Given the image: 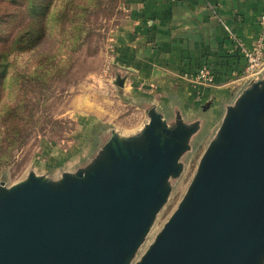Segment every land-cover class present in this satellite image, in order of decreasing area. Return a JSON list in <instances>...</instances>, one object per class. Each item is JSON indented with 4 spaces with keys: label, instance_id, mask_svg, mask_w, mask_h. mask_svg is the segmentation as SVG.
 Masks as SVG:
<instances>
[{
    "label": "water",
    "instance_id": "obj_1",
    "mask_svg": "<svg viewBox=\"0 0 264 264\" xmlns=\"http://www.w3.org/2000/svg\"><path fill=\"white\" fill-rule=\"evenodd\" d=\"M116 85L124 86L118 78ZM146 122L58 184L0 186V264H129L208 119L139 101ZM176 211L137 264H264V69L223 105Z\"/></svg>",
    "mask_w": 264,
    "mask_h": 264
},
{
    "label": "rangeland",
    "instance_id": "obj_2",
    "mask_svg": "<svg viewBox=\"0 0 264 264\" xmlns=\"http://www.w3.org/2000/svg\"><path fill=\"white\" fill-rule=\"evenodd\" d=\"M125 1L95 0L91 7L85 5L87 0L78 2L79 8L93 10L87 18L91 35L81 51L72 52L68 48V31L61 35L53 31L32 52L16 54L10 59L11 76L15 72L32 75L39 71L36 64L46 55H56V60L69 63V69L46 92L45 102H40L36 110L40 119L25 143L12 152L13 159L8 165L0 168V186L2 183L6 190L32 175L53 184H58L64 175L75 176L101 157L103 146L113 134L131 136L146 122V111L140 108L139 100L116 85V80L122 77L115 72L111 61L115 30L125 19ZM222 115L220 106L209 112L203 131L191 140L189 151L179 160V176L168 181L170 193L166 202L129 264L141 260L178 208L216 135Z\"/></svg>",
    "mask_w": 264,
    "mask_h": 264
},
{
    "label": "crops",
    "instance_id": "obj_3",
    "mask_svg": "<svg viewBox=\"0 0 264 264\" xmlns=\"http://www.w3.org/2000/svg\"><path fill=\"white\" fill-rule=\"evenodd\" d=\"M261 10V0H126L125 19L114 34L113 68L136 100L166 110L175 105L189 118L210 102L211 112L247 82L239 78L245 62L232 36L251 49ZM203 66L217 77L215 87L189 80Z\"/></svg>",
    "mask_w": 264,
    "mask_h": 264
},
{
    "label": "trees",
    "instance_id": "obj_4",
    "mask_svg": "<svg viewBox=\"0 0 264 264\" xmlns=\"http://www.w3.org/2000/svg\"><path fill=\"white\" fill-rule=\"evenodd\" d=\"M94 1L87 0L85 5L91 7ZM78 2L84 0H0V168L7 166L12 152L25 143L40 119L36 116L40 102H45L46 92L69 69V63L56 60V55H46L36 64L39 71L11 76L10 59L32 52L53 31L58 35L68 31V48L81 51L91 35L87 18L93 10L79 8ZM12 102L14 106H10Z\"/></svg>",
    "mask_w": 264,
    "mask_h": 264
},
{
    "label": "built area",
    "instance_id": "obj_5",
    "mask_svg": "<svg viewBox=\"0 0 264 264\" xmlns=\"http://www.w3.org/2000/svg\"><path fill=\"white\" fill-rule=\"evenodd\" d=\"M261 1L262 10L258 17L260 31L254 46L251 49H248L239 39L232 36L236 51L245 62L243 73L239 77L241 78L240 81H248L264 69V0ZM188 78L194 85L201 86L203 88H213L216 86L214 74L207 66L201 67L195 74L189 76ZM239 78H236V80Z\"/></svg>",
    "mask_w": 264,
    "mask_h": 264
}]
</instances>
